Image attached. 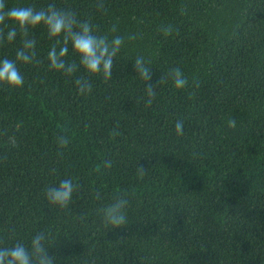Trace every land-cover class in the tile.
<instances>
[{
  "label": "trees",
  "instance_id": "16d2710c",
  "mask_svg": "<svg viewBox=\"0 0 264 264\" xmlns=\"http://www.w3.org/2000/svg\"><path fill=\"white\" fill-rule=\"evenodd\" d=\"M5 2L55 4L125 42L108 80L80 66L69 44L64 59L78 68L68 76L49 68L46 27L29 29L40 63L17 61L22 87L0 84V248L30 247L44 232L56 264H264V0ZM23 39L0 44V60L15 61ZM138 56L151 81L135 71ZM175 67L183 89L159 80ZM78 78L91 93H79ZM63 134L70 143L60 148ZM64 179L78 188L61 208L46 192ZM118 196L127 223L112 228L99 210Z\"/></svg>",
  "mask_w": 264,
  "mask_h": 264
},
{
  "label": "clouds",
  "instance_id": "9594fccd",
  "mask_svg": "<svg viewBox=\"0 0 264 264\" xmlns=\"http://www.w3.org/2000/svg\"><path fill=\"white\" fill-rule=\"evenodd\" d=\"M98 7L103 9L104 5L101 3ZM7 21H11L13 26H9ZM38 25L46 27L49 39L55 38V43L47 55L50 69L61 71L68 76L77 71L76 63H67L64 59L69 53V44H71L73 51L79 56L80 66H83L87 72L101 74L106 80L112 78L114 58L124 45V37L117 35L109 39L105 35H97L95 26L90 22L79 20L74 11L57 8L55 4H49L40 9L32 6L9 8L5 0H0V44L5 40L9 43L15 41L18 32L24 37L23 46L17 50L15 61L8 58L0 60V84L13 88L22 87L24 77L17 66V61L24 64L40 63L36 59V41L28 38L29 29ZM112 31H116L115 25H113ZM161 31L165 36H168L174 29L171 25H167L162 27ZM61 37L62 40L59 39ZM127 39L135 40L137 35L130 34ZM149 63L143 56H138L134 60L135 71L146 81H151ZM167 79H171L177 89H183L188 85V79L179 67L172 68L166 77H161L159 80ZM75 83L81 95L91 93L92 84L88 79L78 78ZM145 91L144 102L147 106H151L156 97V89L152 83H148ZM226 123L229 128L236 127L234 118L229 119ZM183 129V122L178 120L175 124L177 135H183ZM117 134L114 130L113 136ZM56 139L60 148H65L70 143V137L66 134L58 135ZM8 142L12 146H16V137L9 136ZM106 167H111L110 161L106 162ZM140 170L145 171L143 167H140ZM77 188L78 185L72 179H64L58 186L49 188L46 196L51 204L66 208L72 201ZM128 203L124 196H118L100 209L104 222L111 225L112 228L125 226ZM47 239L46 233L40 232L31 240L30 247L18 242L12 247L0 248V264H56L55 256H50L49 248L46 247Z\"/></svg>",
  "mask_w": 264,
  "mask_h": 264
}]
</instances>
